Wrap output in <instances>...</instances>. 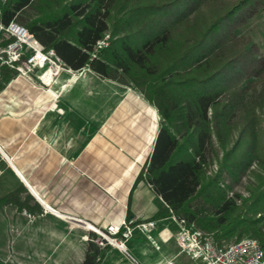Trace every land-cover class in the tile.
<instances>
[{
    "label": "trees",
    "instance_id": "16d2710c",
    "mask_svg": "<svg viewBox=\"0 0 264 264\" xmlns=\"http://www.w3.org/2000/svg\"><path fill=\"white\" fill-rule=\"evenodd\" d=\"M33 2L35 17L25 15ZM261 11L264 0H0V21L17 20L72 69L137 87L156 107L153 150L134 183L164 199L153 217H184L218 244L249 235L264 249V46L240 31ZM16 76L4 66L0 89ZM214 140L222 154L210 174ZM247 173L248 195L231 193L225 177ZM97 236L80 264L104 257L110 245Z\"/></svg>",
    "mask_w": 264,
    "mask_h": 264
},
{
    "label": "crops",
    "instance_id": "0c3cea01",
    "mask_svg": "<svg viewBox=\"0 0 264 264\" xmlns=\"http://www.w3.org/2000/svg\"><path fill=\"white\" fill-rule=\"evenodd\" d=\"M86 70L76 76L64 70L48 88L16 76L0 89L3 234L11 225L19 241L60 240L68 257L75 232L80 264L94 232L90 225L154 219L153 240L135 228L126 241L133 251L109 244L99 264H200L181 251L173 214L153 217L164 199L144 179L134 185L153 150L157 110L132 89L120 91L114 80Z\"/></svg>",
    "mask_w": 264,
    "mask_h": 264
},
{
    "label": "built area",
    "instance_id": "2783aa9c",
    "mask_svg": "<svg viewBox=\"0 0 264 264\" xmlns=\"http://www.w3.org/2000/svg\"><path fill=\"white\" fill-rule=\"evenodd\" d=\"M104 43L99 40L98 45ZM4 66L17 70V76L38 80L50 86L62 71L67 70L76 76L82 69L69 67L53 47L43 44L24 24L15 19L8 23L0 21V80ZM89 68V67H87ZM179 228L176 239L181 251L200 261V264H264V249L259 241L245 235L228 243L218 244L212 234L189 223L186 218L173 214ZM154 219L135 221L122 217L120 222H110L105 228L94 226L97 231L96 243L103 247L107 243L126 250V241L138 228L153 240L151 231L155 228ZM134 264H141L134 262ZM168 264H176L168 260Z\"/></svg>",
    "mask_w": 264,
    "mask_h": 264
},
{
    "label": "rangeland",
    "instance_id": "374dc122",
    "mask_svg": "<svg viewBox=\"0 0 264 264\" xmlns=\"http://www.w3.org/2000/svg\"><path fill=\"white\" fill-rule=\"evenodd\" d=\"M23 12L25 15L31 14L32 16L35 17L37 13L36 4H34L33 2L30 6L25 7ZM240 31L243 34L250 35L253 40H256L257 42L263 44L264 46V11H261L256 15H254L251 18V20L248 22V24H246L243 28H241ZM107 37L108 34H106L104 40ZM90 71H92L90 68L86 70L88 74L91 75L96 74L95 72H90ZM36 81L41 86H47V88L50 87L48 85L41 84L38 80ZM114 82L116 83L118 90L121 91L127 88L132 89L135 92V94H137L140 97H144L142 91L139 88L118 82L116 80H114ZM148 103L149 105H151L153 108L156 109V107L152 105L149 101ZM157 117H158L157 119V124H158L159 116ZM213 148L214 151L213 150L211 151L213 155L207 166L208 173L210 174H213L218 170L217 155L220 156L222 154V149L219 147L217 140H214ZM255 167H256V163L253 162V164H251L250 169ZM252 179L253 177L252 176L249 177L248 173L242 175L237 180H232L231 177H225L226 182H229L233 186L232 190H230L231 193L234 191H238L243 193L244 195H248L249 193L248 186L251 183ZM46 208H48V206H46ZM27 215L29 217V213ZM72 219L78 221L79 223L87 224L84 220L75 219V218ZM90 227H92V230L97 233V231L93 228L94 225H90ZM2 230L3 228L0 225V258L2 259L1 264H75L77 262L76 254L78 253V255H80L81 252L80 251L81 244L79 241H77V233L75 232L70 233V241L68 244L69 246L68 257L66 256L64 257V252H61L60 249V246L62 244L60 240L53 241L52 243H50L46 240V237L39 235L32 238L25 236L24 238L22 237L21 240L19 241L16 235L13 236L14 232H13V227L11 225L8 228H4V234ZM2 234L3 237H1ZM3 238L5 240L2 241ZM86 238L87 236H85L84 238L85 242L87 241ZM127 249L130 252L133 251V246L131 245V242H127ZM184 257L188 259V257L186 256Z\"/></svg>",
    "mask_w": 264,
    "mask_h": 264
}]
</instances>
